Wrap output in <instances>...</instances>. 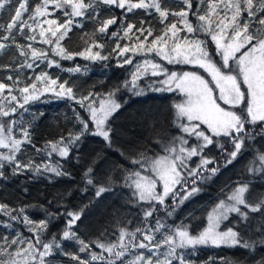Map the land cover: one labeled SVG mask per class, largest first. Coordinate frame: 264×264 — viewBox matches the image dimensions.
I'll return each instance as SVG.
<instances>
[{"label": "snow or ice", "instance_id": "snow-or-ice-1", "mask_svg": "<svg viewBox=\"0 0 264 264\" xmlns=\"http://www.w3.org/2000/svg\"><path fill=\"white\" fill-rule=\"evenodd\" d=\"M179 3L184 7L173 11L163 7L161 0H39L29 11V0H0V10H7L10 14L6 26L0 24V31L4 33L0 36V52L14 47L18 58L23 59V63L13 60L15 78L10 64L4 66L9 70L8 83L0 80V148L5 150L0 151V179H8L6 170L12 176L32 172L57 178L71 177L60 159H68L74 150L78 151L85 135L102 137L111 146L114 129L110 126V118L122 107L117 99L122 91L137 96L146 90L179 92L184 96L182 101L173 105L177 117L174 123L180 135L172 136L166 144L157 142L164 154L132 153L128 159L135 170L121 169L123 186L132 190L137 203L149 204L143 213L144 227L132 231L120 228L116 242L105 244L94 240L86 243L74 230L84 208L60 211L58 206L56 212H51L43 205L13 207L0 203V217H6L0 219V227L7 233L0 236V264H54L52 257L56 253L69 255L64 252L63 244L70 241L76 242L78 252L86 256L71 255L76 264H117V261L120 264H173L174 261L187 264L185 250H194L197 246H239L249 251L264 246V194L255 198V203L250 202L253 197H246L250 192L249 182H235V187L226 184L220 190L223 198L218 197V203L207 212L205 225L195 234L192 225L183 220L170 225L154 217L161 209L166 217L173 216L180 205L201 191L198 182L210 180L221 167H227L248 151L250 142L257 137L264 138V0H196L195 10L193 0H179ZM204 5L206 8L202 11ZM103 6L122 10V16L101 19ZM136 10H143L146 15H151L154 10L163 25L160 34L154 35L152 27H146L144 21H140L139 27L128 22L127 15ZM57 12L61 16H56ZM26 13L27 19H24ZM190 13L196 24L189 19ZM170 16L175 17V21L169 24L166 21ZM83 21H91L97 27L91 35L85 33L88 39L81 37L85 45L82 50L69 51L62 41L73 27L83 28ZM117 24V30L111 32V37L116 38L112 53L117 57L118 67L131 66L130 79L105 92L93 89L80 95H77L75 85L68 80L61 82L59 77L52 78L47 71L36 73L34 78L29 75L21 79L20 73L24 69L35 70L45 63L51 69L60 68V60H74L76 57L90 62L111 59L112 54L102 55L104 44L92 37L97 33L107 35L109 27ZM201 34L210 37L215 45L214 54L208 51V42L200 38ZM17 36L27 43H19ZM149 37H153L151 41ZM122 39L129 42L121 46ZM36 42L51 47L40 50L34 47ZM151 54L159 60L151 58ZM138 56L143 59H135ZM165 61L169 65L198 67L210 79L197 71H170ZM62 71L81 73L87 71V66L76 65ZM142 79L146 81L143 87L140 84ZM45 93H51L57 99L74 101L80 111L73 109L76 121L73 129L61 131L57 139L46 140L37 147L32 121L25 122L23 114L28 112L31 102L40 100ZM39 115L43 116V113ZM36 118L33 114V119ZM193 137L195 142L190 144ZM222 140L231 146V151ZM27 145L35 149L42 162L18 158ZM209 146L219 149L224 158L223 165L217 164V157L208 155ZM54 154L60 159L53 160ZM193 157H198L199 162L195 163ZM245 170L264 174V152L256 149ZM144 172L149 174H142ZM82 179L86 186L95 187L96 198L111 191L115 184L111 175L104 183L97 181L92 166L83 172ZM158 185L162 190H157ZM168 198L172 200L171 205L165 203ZM32 208L44 212V218L34 221L28 214ZM250 213H261L262 223L257 229L258 238L245 239L250 227ZM232 214H236L235 222L230 220ZM61 217L64 226L59 238L57 233L47 238L50 225ZM149 218H154V224L149 223ZM226 221L230 226L226 225L222 230ZM13 222L22 225L30 236L25 237ZM12 232L15 234L10 238ZM93 245L100 251H93ZM162 248L165 251L161 252ZM133 250H139V254L126 260ZM161 255L163 259H160ZM221 264L239 262L221 261ZM255 264H264V257Z\"/></svg>", "mask_w": 264, "mask_h": 264}, {"label": "trees", "instance_id": "trees-1", "mask_svg": "<svg viewBox=\"0 0 264 264\" xmlns=\"http://www.w3.org/2000/svg\"><path fill=\"white\" fill-rule=\"evenodd\" d=\"M38 2L37 0H29V9L33 7V4L36 5ZM161 3L163 7H167L173 11H179L184 7L183 4L179 3V0H161ZM195 6L196 0H193V10H195ZM49 7L51 8L52 6L50 5ZM204 8H206V5L202 6L201 10L203 11ZM55 15L61 16V13L57 12ZM112 15L119 18L122 16V10L115 7L109 9L108 6H103L100 18L107 19ZM79 19L77 18V20ZM189 19L193 24H196V19L191 13L189 14ZM9 20V12L1 10L0 24L6 26ZM127 21L134 23L137 27L140 26V21H144L146 27H152L154 35L160 34L163 28L158 14L154 10L151 15H146L143 10H136L127 15ZM174 21L175 17L170 16L166 23L170 24ZM61 22H63L62 19ZM82 23L83 28L73 27L66 39L62 41L63 46L69 51L76 52L82 50L85 45L81 37L88 39L85 33L91 35L97 27L91 21H83ZM118 26V24L110 26L108 34L105 36H100L97 33L92 37L98 40L99 43L104 44L102 55L108 56L112 54L111 59L90 62L81 57H76L74 60H60L61 67H53L51 69L47 68L45 63L33 70V78L34 72L47 71L52 78L59 77L61 82L68 80L70 84L75 85L76 89H78L77 95L81 93L86 94L87 91L93 89L105 92L113 85L125 79H130L131 66L118 67L117 57L112 53L113 48L116 46V38L111 37V32L116 31ZM178 27H180L179 24ZM2 35L4 33L0 31V36ZM152 38L149 37V41ZM200 38L207 40L208 51L214 54L215 45L211 42L210 37L201 34ZM128 42L126 39L120 40L121 46ZM47 49H50V47L47 46ZM15 51L14 48H9L4 52H0V80H3L5 83H8L6 77L9 70L4 68V66L11 64L13 65L12 71L14 70L15 65L12 58L15 57ZM49 55H51L50 51ZM55 58L59 59V57ZM136 58L143 59V57L139 56ZM151 58L159 60L154 54H151ZM215 59L219 60V57L215 56ZM164 64L170 71H197L206 79H210L208 74L198 67L191 65H169L166 61ZM76 65H80L82 68L87 66V71H82L81 73L62 71V69L72 68ZM15 76L16 74H13L14 78ZM160 78L162 79L163 77ZM27 82L30 83V81ZM145 83L146 81L143 79L140 81L142 87ZM173 94L174 92L146 90L144 94L137 96L128 91L120 92L117 99L122 107L110 118V126L114 129L110 147L102 137L85 135L80 142L78 151L74 150L68 159H60L54 154L53 160L60 159L64 169L71 173V177L61 176L57 178L51 176V174L38 175L32 172L12 176L6 170L8 179H0V203H8L13 207L26 204L43 205L51 212H56L58 206L60 211L66 209L79 211L80 208H84V213L77 222L76 229H74L77 231V235L84 241L99 240L102 243L108 244L112 243L111 238H117L120 228H127L129 231L134 230L136 227L132 223L123 224L126 214L131 211H135L138 214V219L141 218V223L137 227H144L142 223L144 216L142 217V214L148 209L149 204L147 202L137 203L136 198L132 196V190L123 186L124 181L121 169L134 171L135 166H132L128 159L132 153L143 152L148 156L155 155L161 150V145L157 142L161 141L165 143L168 141L169 134L175 130L174 121L177 120L173 107L175 104ZM73 109L77 112L80 111L79 106L74 101L66 98L57 99L51 93H45L40 100L30 103L28 112L23 114V120L25 122L32 121L34 143L37 147L42 146L46 140L57 139L61 131L66 132L69 129H73V126L76 124ZM40 113H43V116H40ZM33 114L38 118L33 119ZM83 114L81 112V115ZM221 142L225 143V147L231 151V146L226 141L222 140ZM256 149L264 152V138L257 137L255 141L250 142L248 151L238 156L227 167H221L219 172L210 180L203 183L198 182L197 186L201 191L190 198V202L188 203H191V205L187 208L186 212L181 214L176 209L174 216L166 217L164 211L161 209L154 214V217H159L170 225L173 223L178 224L181 220L188 222L192 219L190 217L193 211L197 213L196 215L202 214L207 207H211L218 202V197L223 198L220 190L226 184L231 183L235 187V182L238 181L249 182L250 192L246 194V197H253L250 202L255 203V198L260 194H264V174L248 173L245 170V165L253 159ZM210 153L212 157H217V164H224V158L220 155L219 149H212ZM77 156L79 159H77ZM18 158L21 160L32 158L38 163L42 162L41 157L36 155L35 149L30 145L25 146L24 153L19 155ZM89 166L93 167L95 179L100 183H104L108 175H111L115 181V184L111 186L112 190L103 193L99 198L95 197V187L91 185L86 186L82 179L83 172ZM214 166L209 165V167ZM85 188L87 190L82 191ZM49 201H52V203L49 204ZM165 203L171 205V198L166 199ZM129 206H131V209H129ZM28 214L37 222L44 218V212L39 208H32ZM0 219H6V217H0ZM235 219L236 214H232L230 220L235 222ZM151 222H154V218H149V223ZM13 223L15 225V222ZM249 223L250 227L245 239L248 237L258 238L259 233L257 229L261 227L262 223L261 213H250ZM226 225L230 226L227 221L225 222ZM15 226L16 228L18 226L21 232L27 233L22 225ZM63 226L64 219L61 217L50 225L47 238L50 239L52 233H57V237L59 238ZM3 232L4 228L0 227V235ZM137 235L139 237V234ZM64 245L70 247V251L68 252H78L74 242H64ZM93 248L97 252L100 251L95 245H93ZM136 252L133 251L132 256ZM107 255L105 253V256ZM261 257H264V246H257L254 251H249L239 246H206L194 250L189 249L185 255L187 264H221V261L255 264V261ZM69 263L76 264L74 262ZM93 264H102V262H93ZM117 264H120V261H117ZM173 264H176V262L174 261Z\"/></svg>", "mask_w": 264, "mask_h": 264}, {"label": "rangeland", "instance_id": "rangeland-1", "mask_svg": "<svg viewBox=\"0 0 264 264\" xmlns=\"http://www.w3.org/2000/svg\"><path fill=\"white\" fill-rule=\"evenodd\" d=\"M37 1H39V0H37ZM35 6V4H33V7ZM32 7V8H33ZM32 8L31 9H29V11H31L32 10ZM1 11V10H0ZM27 13L25 14V16H24V19H27ZM41 19H44L43 17L41 18ZM26 34H27V30H26ZM181 35H183V34H181ZM17 40H18V42L19 43H21V44H26L27 43V41H25L22 37H20V36H17ZM37 41H39V37H37ZM47 46L48 47H51V46H49V45H43V44H40L39 42H36V43H34V47H36L37 49H40V50H45V49H47ZM14 48V47H13ZM15 49V48H14ZM16 50V49H15ZM14 55H15V57H13L12 59L14 60V59H16L17 60V62H19V63H23V59L22 58H18V54H17V52L15 51V53H14ZM135 59H137V58H135ZM137 60H141V59H137ZM131 71H132V68H131ZM33 70H31V69H24L21 73H20V76H21V79H25L27 76H29V75H33ZM12 74H17L16 73V71H15V68H14V70L12 71ZM34 74H36V72H34ZM7 75H9V72L7 73ZM31 82V81H30ZM176 93V95H174ZM174 94H173V96H174V102L175 103H179L180 101H182L183 99H184V96H183V94H181V93H179V92H174ZM177 119V118H176ZM186 122V121H185ZM177 135H180V130L176 127V125H175V130H174V132H171V134H169V139L172 137V136H177ZM168 139V140H169ZM168 142V141H167ZM167 142H165V144L167 143ZM195 142V138L193 137L190 141H189V143L191 144V143H194ZM216 147H212V146H209V149H210V151L212 150V149H215ZM0 151H5L4 149H2V148H0ZM207 151V153H208V155L209 156H211L210 154V151L209 150H206ZM164 153H163V149H162V147H161V150H159L155 155H163ZM154 154H152V155H150V156H155ZM193 161L195 162V163H198L199 162V158L198 157H193ZM190 164H191V166L192 167H195V163H193V162H189ZM145 174H149L148 172H146ZM157 190L158 191H160V190H162L161 189V187L158 185V188H157ZM190 199H188V200H186L185 202H187L186 204H185V202H184V204H182V205H180V207H178L177 209H178V211H180L181 212V214H183L184 212H186V210H187V208L191 205V203H188V202H190L189 201ZM218 203V202H217ZM215 205V204H214ZM214 205H212L211 207H207L203 212H202V214H198V215H196L197 213L196 212H192V214H191V217L190 218H192L191 220H189L188 222H185V223H190L191 225H192V228H193V230H194V233L193 234H195V232H198L204 225H205V223H206V215H207V212L209 211V210H211V208L214 206ZM129 209H131V206H129ZM173 216H174V214H173ZM142 217H143V214H142ZM127 220V221H126ZM128 221H131L132 222V224H133V226H135V227H137L140 223H141V218H139L138 219V214L135 212V211H131V212H129V213H127L126 214V218H125V221L123 222V224H127L128 223ZM152 224H154V222H151ZM15 226V225H14ZM16 227V226H15ZM225 227V225H222V230H223V228ZM17 228H18V226H17ZM19 229V228H18ZM24 230H25V232H27V233H23V232H21L20 231V229H19V231L21 232V233H23V235L25 236V237H28V236H30V234H29V232L24 228ZM5 234H7L6 233V230L4 229V232H3V234H1L0 236H3V235H5ZM15 233L14 232H12L11 234H10V238H11V235H14ZM113 237V236H112ZM160 238V236H159V234H157V239H159ZM109 239H110V237H109ZM112 239V242H116V239L115 238H111ZM92 241H94V240H92ZM70 242H74V241H70ZM86 243L87 242H89V241H85ZM0 243H2V241H0ZM75 244H76V248L77 249H79V245L76 243V242H74ZM222 246H224V245H222ZM202 247H206V246H197V248H202ZM212 247H216V246H212ZM220 247V246H219ZM196 248V249H197ZM63 250H64V252L65 253H68L69 255H61V254H59V253H56V255L54 256V257H52V259H53V262H54V264H72V263H69V262H74V263H76L75 261H73L71 258H70V256L71 255H73V254H79L80 256H81V258H86V256H85V254H83V253H79V252H75V253H70V252H68V251H70V247H67V246H65L64 244H63ZM92 250L93 251H96V249H94L93 247H92ZM133 251H137L133 256H132V254L131 255H128V256H126L125 257V259L126 260H129V259H132L135 255H137V254H139V250H133ZM133 251H132V253H133ZM161 252H163V251H165V249H161L160 250ZM97 252V251H96ZM187 252H188V250H185V255L187 254ZM58 256H60V257H58ZM160 259H163V256L161 255L160 256Z\"/></svg>", "mask_w": 264, "mask_h": 264}]
</instances>
